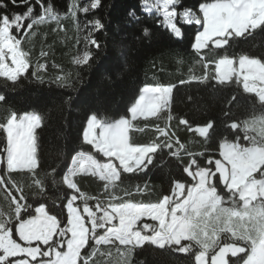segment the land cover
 Wrapping results in <instances>:
<instances>
[{"label": "snow or ice", "instance_id": "snow-or-ice-1", "mask_svg": "<svg viewBox=\"0 0 264 264\" xmlns=\"http://www.w3.org/2000/svg\"><path fill=\"white\" fill-rule=\"evenodd\" d=\"M10 2L19 6L17 0ZM20 5L23 12L10 13L7 0H0V77L6 78L5 89L7 81L17 87L33 64L24 44L37 35L34 29L55 23L64 31L62 19L71 18L78 33L86 31L84 50L73 63L90 66L95 53L89 46L101 49L94 34L106 28L102 18L92 15L103 0H71L66 13L45 0H20ZM142 11L161 14L163 25L178 39L185 34L177 18L195 26V63L205 70L214 63L215 75L205 71L190 79L242 84L245 93L255 94L260 115L231 123L236 138L225 137L219 145L222 159L215 158L206 155L211 149L191 151L169 127L174 119L189 125L170 111L176 85L145 84L120 118L101 119L90 112L82 140L92 150L78 151L58 171L59 165L49 169L38 153L36 130L46 117L5 107L6 96L0 93V107L5 108L0 118V264H134V252L146 244L186 254L185 264H264V54L235 51L257 29L264 32V0H204L198 12L182 0H143ZM78 13L85 14L83 21ZM143 35L149 37L150 30L145 28ZM40 56L48 52L42 50ZM46 68L37 60L30 76L43 83ZM70 75L56 76L54 82L71 87ZM150 118H155L151 123L158 135L140 143L130 134L144 128L133 122ZM212 127L209 122L194 131L207 143ZM241 132L246 144L240 142ZM165 149L181 175L172 177L168 190L153 199L155 189L143 177L163 162ZM17 175L25 176L26 183ZM82 175L103 182L102 192L82 190L77 179ZM49 188L54 196L48 195Z\"/></svg>", "mask_w": 264, "mask_h": 264}, {"label": "trees", "instance_id": "trees-1", "mask_svg": "<svg viewBox=\"0 0 264 264\" xmlns=\"http://www.w3.org/2000/svg\"><path fill=\"white\" fill-rule=\"evenodd\" d=\"M32 2L35 3V0ZM202 2L204 0H182L183 6L197 12ZM7 3V11L10 13L25 10V6L20 5V0H17L19 6L12 5L10 0ZM45 3H52L57 11L66 13L71 0H45ZM142 5L143 0H103V6L94 10L92 15L102 18L106 28L94 34L101 43V49L89 46L95 53L89 62L90 66L73 63L74 57L84 50L82 37L86 35V31L78 33L73 20L67 18L61 21L64 31L51 23L34 29L37 35L27 38L24 47L29 50L33 64L18 79L17 87H12V82L7 81L9 87L5 89L3 85L6 78L0 77V93L7 99L5 107L21 114L35 111L46 117L41 128L36 131L39 134L38 153L49 169L57 165L58 171L65 169L78 151L92 150L82 140V131L90 112L99 113L101 119L120 118L127 114L134 97L138 98L139 89L145 84L176 85L173 88L170 111L174 117L186 118L189 125H178V121L174 119L168 122L169 127L177 131L181 142L191 151L211 149L212 152L206 155L211 154L215 158H221L219 145L225 137L229 140L236 138L237 133L229 127L231 123L260 115L255 94L245 93L242 84L221 86L213 79L207 82L191 80V76L199 77L205 71L210 76L215 75L214 63H209L206 70L202 64L195 63L198 57L191 47L195 26L187 25L177 18V26L185 34L183 39H178L163 25L161 16L142 11ZM36 10L39 11V5H36ZM129 12H134L135 17H130ZM84 15L78 13L81 21ZM145 28L150 30L149 37L143 35ZM78 37L81 39L79 44ZM42 50L48 52L47 57L40 56ZM235 51H244L254 56L264 54V32L257 29L255 35L242 41ZM37 60L47 64L46 71L41 73L44 76L43 83L30 76ZM69 73L71 87H60L59 82H54L56 76H66ZM181 79L187 82L180 84ZM233 96L236 97L235 100L232 99ZM254 103L257 104L256 110L253 109ZM4 113L5 108L0 107V118ZM154 120L155 118L134 121L144 131L130 135H134L140 143L153 139L158 135L151 123ZM209 122L213 127L209 129L210 139L205 143L206 138L194 129ZM159 123L163 126L164 122ZM240 136V142L246 144L242 132ZM167 152L165 149L163 162L158 163L156 168L143 177L155 189L153 199L160 192L168 190L172 177L181 175L176 159L168 156ZM16 179L22 184L26 183L23 175H17ZM77 179L81 181L82 190L93 195L102 192L103 182L97 178L82 175ZM55 194L49 188L48 195ZM2 198L3 193H0V200ZM39 199L42 198L38 197L37 200ZM48 203L51 204V200ZM133 261L134 264H139L140 261L143 264H185L188 256L146 244L134 252Z\"/></svg>", "mask_w": 264, "mask_h": 264}, {"label": "rangeland", "instance_id": "rangeland-1", "mask_svg": "<svg viewBox=\"0 0 264 264\" xmlns=\"http://www.w3.org/2000/svg\"><path fill=\"white\" fill-rule=\"evenodd\" d=\"M82 2H84V0H81ZM154 14H156L157 16H161L162 17V15L161 14H159V13H155V12H153ZM83 14V13H82ZM162 19H163V17H162ZM170 31V30H169ZM9 63H10V61H9ZM98 131V130H97Z\"/></svg>", "mask_w": 264, "mask_h": 264}]
</instances>
